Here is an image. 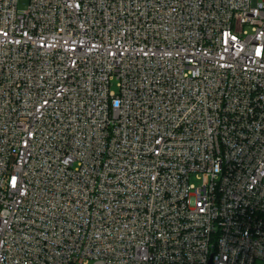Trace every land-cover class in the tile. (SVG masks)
<instances>
[{
    "label": "built area",
    "instance_id": "2783aa9c",
    "mask_svg": "<svg viewBox=\"0 0 264 264\" xmlns=\"http://www.w3.org/2000/svg\"><path fill=\"white\" fill-rule=\"evenodd\" d=\"M0 0V264H264V0Z\"/></svg>",
    "mask_w": 264,
    "mask_h": 264
},
{
    "label": "rangeland",
    "instance_id": "374dc122",
    "mask_svg": "<svg viewBox=\"0 0 264 264\" xmlns=\"http://www.w3.org/2000/svg\"><path fill=\"white\" fill-rule=\"evenodd\" d=\"M28 0H19L18 4H19V8H23L27 5Z\"/></svg>",
    "mask_w": 264,
    "mask_h": 264
}]
</instances>
